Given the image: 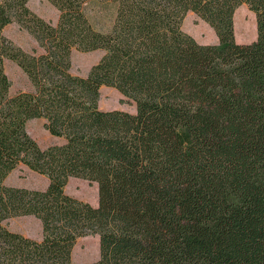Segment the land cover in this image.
<instances>
[{
    "label": "trees",
    "instance_id": "1",
    "mask_svg": "<svg viewBox=\"0 0 264 264\" xmlns=\"http://www.w3.org/2000/svg\"><path fill=\"white\" fill-rule=\"evenodd\" d=\"M49 1L56 24L28 0L0 2V264H72L88 234L99 238L90 264H264V0ZM107 2L113 17L100 30L86 9ZM241 5L255 16L249 43L235 41ZM188 12L217 43L182 30ZM11 22L39 52L3 34ZM73 50L103 54L80 76ZM5 59L31 91L9 94ZM102 85L135 111L100 109ZM33 118L62 142L41 147L25 128ZM19 166L47 187L5 184ZM70 177L97 184V206L65 192ZM25 215L41 239L6 226Z\"/></svg>",
    "mask_w": 264,
    "mask_h": 264
},
{
    "label": "rangeland",
    "instance_id": "2",
    "mask_svg": "<svg viewBox=\"0 0 264 264\" xmlns=\"http://www.w3.org/2000/svg\"><path fill=\"white\" fill-rule=\"evenodd\" d=\"M1 2V0H0ZM28 7L40 17L56 24L59 11L49 0H28ZM114 5L111 2L88 5L86 14L92 25L100 30L107 29L112 21ZM236 22L234 23L235 41L239 43H249L256 38L255 16L249 11L246 5L237 8ZM181 28L190 34L197 42L202 44H215L218 42L217 36L210 25L198 18L194 13L188 12L182 23ZM3 34L9 38L13 44L31 51L33 48L39 52L35 39L25 29L16 22L6 25ZM103 51L94 50L81 52L73 50L70 56V72L80 76H86L90 67L95 64L102 56ZM4 72L10 80L9 94L14 95L19 91H31L32 84L25 73L18 65L9 60H4ZM98 107L103 110L122 109L129 112L135 111L133 102L115 88L102 85L99 88ZM27 133L41 146L47 147L53 143H60L59 140L49 134L44 128V120L33 118L26 122ZM5 184L11 186H21L30 189H45L48 185L46 176L19 166L11 171L5 178ZM66 193L90 203L92 206L98 204L97 184L79 177H70L64 187ZM6 226L13 231L24 234L25 236L41 239V223L31 215L17 216L7 219ZM99 258V238L96 234H88L79 237L73 245L71 252L72 264H90Z\"/></svg>",
    "mask_w": 264,
    "mask_h": 264
},
{
    "label": "crops",
    "instance_id": "3",
    "mask_svg": "<svg viewBox=\"0 0 264 264\" xmlns=\"http://www.w3.org/2000/svg\"><path fill=\"white\" fill-rule=\"evenodd\" d=\"M236 22V12L234 14V23ZM235 25V24H234Z\"/></svg>",
    "mask_w": 264,
    "mask_h": 264
}]
</instances>
